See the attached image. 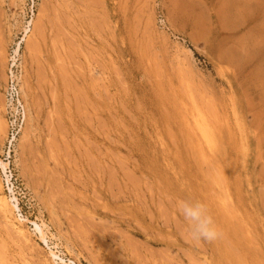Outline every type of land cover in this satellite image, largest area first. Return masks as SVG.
Masks as SVG:
<instances>
[{"label":"rangeland","instance_id":"rangeland-1","mask_svg":"<svg viewBox=\"0 0 264 264\" xmlns=\"http://www.w3.org/2000/svg\"><path fill=\"white\" fill-rule=\"evenodd\" d=\"M3 159L0 264H264V0H0Z\"/></svg>","mask_w":264,"mask_h":264},{"label":"built area","instance_id":"built-area-1","mask_svg":"<svg viewBox=\"0 0 264 264\" xmlns=\"http://www.w3.org/2000/svg\"><path fill=\"white\" fill-rule=\"evenodd\" d=\"M35 1V0H30ZM15 59L8 61V69L5 74V82L1 90L2 103L4 105L3 120L5 122V134L3 140V149L7 159L13 152L17 142L20 130L24 123V106L20 98L19 91V63L17 56ZM9 162L7 161V164ZM6 174L8 175V182L11 179V173L8 165L6 166Z\"/></svg>","mask_w":264,"mask_h":264},{"label":"clouds","instance_id":"clouds-1","mask_svg":"<svg viewBox=\"0 0 264 264\" xmlns=\"http://www.w3.org/2000/svg\"><path fill=\"white\" fill-rule=\"evenodd\" d=\"M180 212L190 226V235L193 239L214 242L220 237V229L214 223L208 206L204 202L183 201L180 205Z\"/></svg>","mask_w":264,"mask_h":264},{"label":"bare ground","instance_id":"bare-ground-1","mask_svg":"<svg viewBox=\"0 0 264 264\" xmlns=\"http://www.w3.org/2000/svg\"><path fill=\"white\" fill-rule=\"evenodd\" d=\"M15 56H18V49L14 52V54H13V56H12V58H11V60L13 61V59H15L14 57ZM20 91V90H19ZM2 109L4 110V105H3V103H2ZM2 161V162H1ZM0 161V165L2 166L0 169H1V173H2V175H3V177L5 178V181L6 182H8V175L6 174V166L8 165L7 164V162L3 159V160H1ZM2 163H3V165H2ZM8 184V183H7ZM4 196V195H3ZM3 196H1L0 195V210L2 211V214H3V212H4V214H3V216L5 215V214H8V211H9V206H10V204L8 203V201H7V199L5 198V197H3ZM9 205V206H8ZM13 208V207H12ZM14 210V209H13ZM11 215V214H10ZM8 216H9V214H8ZM11 217V216H10ZM6 218V217H5ZM5 218H4V220H5ZM9 220V219H8ZM10 221V220H9ZM8 223V222H7ZM10 224V223H9ZM11 225V224H10ZM13 226H14V224H12ZM16 225V224H15ZM36 225V224H35ZM16 227V226H15ZM35 227H37V226H35ZM18 229V228H17ZM22 231V228H20L19 229V231ZM21 231H20V233H21ZM19 233V234H20ZM18 234V235H19ZM26 234V233H25ZM24 237V234H23V236H22V238ZM24 239H26V237H24ZM27 240V239H26Z\"/></svg>","mask_w":264,"mask_h":264}]
</instances>
